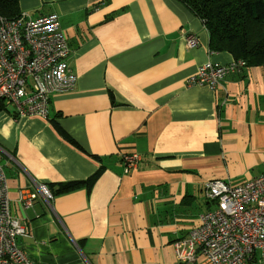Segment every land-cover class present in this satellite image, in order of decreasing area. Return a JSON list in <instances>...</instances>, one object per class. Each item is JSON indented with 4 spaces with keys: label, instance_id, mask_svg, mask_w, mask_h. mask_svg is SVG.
Instances as JSON below:
<instances>
[{
    "label": "crops",
    "instance_id": "1",
    "mask_svg": "<svg viewBox=\"0 0 264 264\" xmlns=\"http://www.w3.org/2000/svg\"><path fill=\"white\" fill-rule=\"evenodd\" d=\"M20 7L33 18L59 16L78 81L51 97L47 120L17 118L0 104V163L12 213L29 231L19 247L35 264H181L175 243L213 208L206 184L240 186L264 174V66L233 72L215 90L188 86L203 65L235 60L210 51L204 22L177 0H20ZM126 154L142 156L145 169L120 190ZM101 167L90 196L47 200L41 192ZM20 192L36 195L32 208L18 201Z\"/></svg>",
    "mask_w": 264,
    "mask_h": 264
},
{
    "label": "built area",
    "instance_id": "2",
    "mask_svg": "<svg viewBox=\"0 0 264 264\" xmlns=\"http://www.w3.org/2000/svg\"><path fill=\"white\" fill-rule=\"evenodd\" d=\"M195 47L193 37L187 39ZM71 48L57 14L33 18L22 13L8 20L0 17V104L8 103L17 118L47 120L51 97L74 90L78 78L69 65ZM245 61L230 65L207 63L188 80V86L218 88L231 73L245 69ZM119 189L135 170L142 174L145 159L139 154L122 156ZM47 200L54 197L46 187ZM205 196L213 208L202 214L188 236L175 243L181 264L203 257L208 264H264V174L243 185L220 180L206 184ZM35 194L19 193V202L33 207ZM29 231L12 213L5 166L0 163V264H35L19 247Z\"/></svg>",
    "mask_w": 264,
    "mask_h": 264
},
{
    "label": "trees",
    "instance_id": "3",
    "mask_svg": "<svg viewBox=\"0 0 264 264\" xmlns=\"http://www.w3.org/2000/svg\"><path fill=\"white\" fill-rule=\"evenodd\" d=\"M177 1L204 22L210 37L211 52L228 53L235 61H245L247 67L264 66V0ZM21 14L20 0H0V17L14 20ZM55 128L69 144L101 163L100 157L88 154L58 126L55 125ZM103 172L101 167L86 180L51 184L47 188L53 197L81 190H86L90 196Z\"/></svg>",
    "mask_w": 264,
    "mask_h": 264
}]
</instances>
